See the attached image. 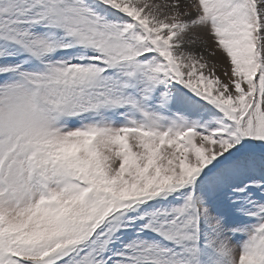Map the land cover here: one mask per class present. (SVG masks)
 <instances>
[{
    "label": "snow or ice",
    "instance_id": "obj_1",
    "mask_svg": "<svg viewBox=\"0 0 264 264\" xmlns=\"http://www.w3.org/2000/svg\"><path fill=\"white\" fill-rule=\"evenodd\" d=\"M0 264H264V0H0Z\"/></svg>",
    "mask_w": 264,
    "mask_h": 264
},
{
    "label": "rangeland",
    "instance_id": "obj_2",
    "mask_svg": "<svg viewBox=\"0 0 264 264\" xmlns=\"http://www.w3.org/2000/svg\"><path fill=\"white\" fill-rule=\"evenodd\" d=\"M219 56V54H217Z\"/></svg>",
    "mask_w": 264,
    "mask_h": 264
}]
</instances>
